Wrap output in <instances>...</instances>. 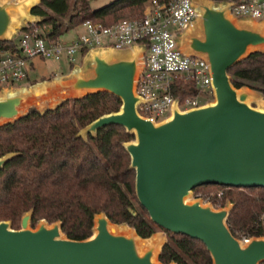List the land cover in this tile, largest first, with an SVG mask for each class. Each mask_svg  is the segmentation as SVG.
<instances>
[{"label": "water", "instance_id": "water-1", "mask_svg": "<svg viewBox=\"0 0 264 264\" xmlns=\"http://www.w3.org/2000/svg\"><path fill=\"white\" fill-rule=\"evenodd\" d=\"M42 1L0 0V40L13 39L26 26L25 19L40 20L32 9ZM193 1L199 17L179 42L185 53L208 60L214 102L187 111L175 104L166 120L147 119L138 112L136 92L145 48H93L84 56L83 67L75 65L68 79L58 76L55 83L44 80L0 89V126L16 121L32 107L44 111L46 102L51 104L48 108H55L69 97L98 91L115 94L122 100L121 108L98 117L79 134L96 136L114 124L134 133L135 139L124 146L136 171L137 197L151 219L165 230L201 239L213 264H260L264 235L247 242L234 235L227 224L232 203L217 209L202 198L190 201V197L196 187L208 184L264 187V96L247 86L236 88L229 74L251 52L264 51V20L235 17L229 1ZM110 49L114 51L105 52ZM14 155L0 157V170ZM32 217L33 210L26 212L20 228L12 227L10 220L0 221V264H177L159 258L167 240L165 230L143 237L127 223L122 225L133 231L118 230L120 224L100 213L93 234L75 239L64 233L61 221L50 224L42 219L32 226ZM139 238L151 241L142 249Z\"/></svg>", "mask_w": 264, "mask_h": 264}, {"label": "trees", "instance_id": "trees-1", "mask_svg": "<svg viewBox=\"0 0 264 264\" xmlns=\"http://www.w3.org/2000/svg\"><path fill=\"white\" fill-rule=\"evenodd\" d=\"M146 0H112L94 8L90 0H43L32 9L40 20L22 31L50 25L49 39L87 19L113 24L125 16L142 15ZM15 39L0 40V57L16 52ZM236 88L247 86L264 96V51L256 50L229 69ZM189 81H178L174 94L193 95ZM1 89V86H0ZM120 97L108 91L63 100L44 111L32 107L27 114L0 126V157L15 153L0 170V221L21 227L23 215L33 210L31 224L42 219L62 222L64 233L83 239L94 232L95 217L105 213L117 224L127 223L143 237L165 230L155 223L136 194V171L124 143L135 138L123 126L109 125L97 135L80 131L98 117L118 111ZM196 197L220 209L233 208L227 224L237 237L264 235V187L202 185ZM167 240L159 258L163 263L213 264L207 245L199 238L165 230ZM260 264H264L262 261Z\"/></svg>", "mask_w": 264, "mask_h": 264}, {"label": "built area", "instance_id": "built-area-1", "mask_svg": "<svg viewBox=\"0 0 264 264\" xmlns=\"http://www.w3.org/2000/svg\"><path fill=\"white\" fill-rule=\"evenodd\" d=\"M232 2L237 18L264 20V0H218ZM199 17L193 0H146L140 17H123L113 24L85 20L83 31L71 40L49 39L37 31L18 35L17 51L0 57V86L14 88L27 80L34 58L65 60L77 65V56L93 48L127 49L143 46L144 66L137 83V105L141 116L156 123L169 118L175 104L182 111L205 105L214 99L215 87L208 60L185 53L180 45L182 33ZM189 81L193 95L180 99L174 94L178 81ZM212 98H208L209 96ZM251 236L240 237L242 242Z\"/></svg>", "mask_w": 264, "mask_h": 264}, {"label": "rangeland", "instance_id": "rangeland-1", "mask_svg": "<svg viewBox=\"0 0 264 264\" xmlns=\"http://www.w3.org/2000/svg\"><path fill=\"white\" fill-rule=\"evenodd\" d=\"M110 1H112V0H90V3L94 8H99V7L109 3ZM125 17H134V16H125ZM36 19H40V18L37 17ZM32 22H34V21H32ZM28 23H30V20H28V19H25L23 21V25H27ZM50 29H51L50 25H45V26L37 27V30L34 29V31L46 34ZM82 31H83L82 27L75 28V29L72 28V29L66 31L67 33L65 32L66 36L63 38L64 39L72 38V37L75 38ZM13 39L16 40V43L18 42V36H14ZM32 63H33L32 65H34V66L33 67L31 66V68L29 69V72H30L29 76L30 77H28V79L26 80V82L24 83L23 86H19V87H29V86L37 83V82H42L44 80L51 81L58 76H63L65 79H68L71 77L72 71L75 68V66L68 64L65 60L57 61L54 59L34 58L32 60ZM76 64L79 65L80 67H83L84 61L82 60V57L77 56ZM86 65H85V68L88 67V65L87 66ZM69 98H72V97H69ZM208 98H212V96L210 95ZM214 101H215V98L210 99L209 102H214ZM250 103L253 106L259 107L258 102L251 101ZM50 105L51 104L49 102H46V104L42 107V109H46V108L50 107ZM195 199H197V198H196L195 192L193 191V193L190 197V201H194ZM201 200L203 202H205L203 198ZM205 203H207V202H205ZM37 225H39V224H37ZM158 231L160 232L163 230H158Z\"/></svg>", "mask_w": 264, "mask_h": 264}, {"label": "bare ground", "instance_id": "bare-ground-1", "mask_svg": "<svg viewBox=\"0 0 264 264\" xmlns=\"http://www.w3.org/2000/svg\"><path fill=\"white\" fill-rule=\"evenodd\" d=\"M22 20V17L20 18V21ZM20 23V22H19ZM17 24L15 28H17L20 24ZM112 51H114L113 49H110V50H105V52H108V53H111ZM56 80H53L52 83H55ZM41 85V84H39ZM118 230H125V231H133V229H131V227H125L124 225L120 224L118 225L117 227ZM151 239L148 238V239H142V238H139V245L142 249H144L149 243H150Z\"/></svg>", "mask_w": 264, "mask_h": 264}, {"label": "crops", "instance_id": "crops-1", "mask_svg": "<svg viewBox=\"0 0 264 264\" xmlns=\"http://www.w3.org/2000/svg\"><path fill=\"white\" fill-rule=\"evenodd\" d=\"M35 22V21H34ZM34 22H32V23H34ZM254 22H256V23H258V22H260V21H256V20H254ZM79 27H81V25H78V26H75L74 27V29L75 28H79ZM22 32V28L20 29L19 28V30H18V32L14 35V36H18L20 33ZM67 33V32H66ZM66 33H64L62 36H60V40H71V39H73L74 37H72V38H67V39H64L63 37H65L66 36ZM132 47H130V48H127V49H122L121 51H127V50H129V49H131ZM81 57V56H80ZM84 59V56H82V60ZM33 64V63H32ZM34 65H32V67H33ZM30 77V76H29ZM26 82V80H24V81H22L21 83H19L16 87H19V86H23L24 85V83ZM16 87H14V88H16Z\"/></svg>", "mask_w": 264, "mask_h": 264}]
</instances>
